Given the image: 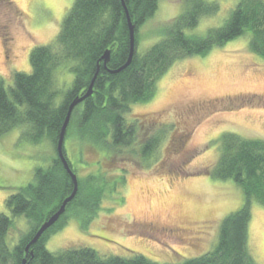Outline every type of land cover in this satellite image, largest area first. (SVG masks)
Masks as SVG:
<instances>
[{
  "label": "rangeland",
  "instance_id": "1",
  "mask_svg": "<svg viewBox=\"0 0 264 264\" xmlns=\"http://www.w3.org/2000/svg\"><path fill=\"white\" fill-rule=\"evenodd\" d=\"M190 1L160 0L154 17L138 31L140 55L163 40L169 23L187 11ZM206 1L219 5L218 14L203 18L188 34L203 36L223 26L241 0ZM73 3L0 0V76L7 86L16 73H31L32 50L53 43ZM248 43L244 36L169 68L152 100L132 105L125 115L133 144L110 148L108 158L91 151L75 157L73 148L86 143L73 141L79 125L72 122L64 148L73 172L82 185L94 176L97 187L109 188L96 214L85 204L89 193L75 212L64 214L46 243L49 252L82 248L102 258L138 254L158 264H179L216 248L221 221L246 204L232 181L207 173L219 157L218 141L227 133L264 140V59ZM26 133L17 128L0 137V215L10 216L7 199L33 183L36 170L46 169L56 156L51 141L34 144ZM112 184L119 185L111 189ZM251 216L249 251L264 264V206L253 202ZM21 220L15 219L11 242L19 240Z\"/></svg>",
  "mask_w": 264,
  "mask_h": 264
},
{
  "label": "trees",
  "instance_id": "2",
  "mask_svg": "<svg viewBox=\"0 0 264 264\" xmlns=\"http://www.w3.org/2000/svg\"><path fill=\"white\" fill-rule=\"evenodd\" d=\"M159 2L74 0L53 43L32 50L31 73H16L12 86H7L0 76V137L14 129L26 128L32 143L40 144L48 139L56 154L50 166L36 170L33 183L7 199L10 216L0 215V264H22L25 259L26 264H158L138 254L130 258H102L91 249L49 252L46 249L48 238L64 215L28 253L26 247L73 192L72 180L57 155V142L69 106L88 91L98 68L93 94L75 108L66 132L65 141L76 120L79 135H74L73 141L77 143L75 139H78L86 144L73 148L75 157L91 151L108 158L110 148L132 145L133 128L127 125L125 115L132 105L152 100L157 82L177 62L206 56L244 36L248 37L249 50L264 59V0H241L223 26L209 29L203 36L187 32L195 30L203 18L217 15L219 5L191 0L187 11L169 23L163 40L140 55L137 52L138 31L154 17ZM126 9L134 26L135 50L131 64L113 75L109 71L123 67L130 56ZM192 17L196 27L187 24ZM106 52H110L107 68L102 61ZM148 147L143 149V154L149 151ZM218 147L219 157L207 173L217 180L232 181L242 190L246 204L221 221L218 243L213 251L179 264H257L249 251L248 241L251 204L256 202L264 206V140L227 133L220 137ZM64 154L67 157L65 148ZM88 178L92 181L87 185H82L78 178V193L67 212H75L82 206L85 203L82 196L89 193L86 196L89 202L85 204L96 214L100 198L109 187H97L93 183L95 177ZM118 185L112 184L111 189ZM15 219H22L24 227L18 242H11L8 238L11 229L16 227Z\"/></svg>",
  "mask_w": 264,
  "mask_h": 264
},
{
  "label": "water",
  "instance_id": "3",
  "mask_svg": "<svg viewBox=\"0 0 264 264\" xmlns=\"http://www.w3.org/2000/svg\"><path fill=\"white\" fill-rule=\"evenodd\" d=\"M126 14H127V19H128V25H129V30H130V41H131V50H130V56L129 59L127 61V63L121 67L120 69H117L115 71H109L110 74H119L120 72H122L123 70H125L132 62V58H133V54H134V50H135V31H134V26L131 22V19L129 17V13L126 9ZM110 60V52H106L105 55L102 57V61L104 64V67L107 68V64L109 63ZM99 72V68L90 84V87L88 89V91L81 97L76 98L71 105L69 106V110L67 113V117L65 119V122L63 124V127L61 129L59 138H58V142H57V155L58 158L60 159V161L63 164L64 169L66 170L67 174L70 176L72 183H73V192L72 194L65 199V201L62 203L61 207L59 208V210L53 215L51 216L40 228L39 230L36 232V234L34 235V237L32 238V240L30 241V243L28 244V246L26 247V253H28L29 249L31 246L35 245L39 239L50 229L52 228L60 219L61 216H63L67 210V206L70 204V202H72V200L76 197L77 193H78V179L76 174H74V172L72 171L70 164L64 154V144H65V137H66V132L68 129V125L70 123V119H71V115L73 113V110L79 106L80 104H82L86 99H88L89 97L92 96L93 94V87H94V83L96 81L97 75ZM22 264H26V259L23 261Z\"/></svg>",
  "mask_w": 264,
  "mask_h": 264
},
{
  "label": "snow or ice",
  "instance_id": "4",
  "mask_svg": "<svg viewBox=\"0 0 264 264\" xmlns=\"http://www.w3.org/2000/svg\"><path fill=\"white\" fill-rule=\"evenodd\" d=\"M187 24H188L189 27H196V26H197V24H196V20H195L194 17H192V18H188V20H187Z\"/></svg>",
  "mask_w": 264,
  "mask_h": 264
},
{
  "label": "flooded vegetation",
  "instance_id": "5",
  "mask_svg": "<svg viewBox=\"0 0 264 264\" xmlns=\"http://www.w3.org/2000/svg\"><path fill=\"white\" fill-rule=\"evenodd\" d=\"M66 213H67V211H66ZM166 231H163V232H166V233H169V232H174V230H171V229H165ZM177 232L179 231V230H176Z\"/></svg>",
  "mask_w": 264,
  "mask_h": 264
},
{
  "label": "bare ground",
  "instance_id": "6",
  "mask_svg": "<svg viewBox=\"0 0 264 264\" xmlns=\"http://www.w3.org/2000/svg\"><path fill=\"white\" fill-rule=\"evenodd\" d=\"M77 107H78V106H77ZM77 107H76V108H77ZM74 110H75V109H74ZM74 110H73V111H74ZM72 114H73V113H72ZM71 116H72V115H71ZM70 120H71V119H70ZM67 207H68V206H67ZM66 211H67V210H66ZM65 213H66V212H65ZM61 217H63V216H61ZM61 217H60V218H61ZM59 220H60V219H59Z\"/></svg>",
  "mask_w": 264,
  "mask_h": 264
}]
</instances>
